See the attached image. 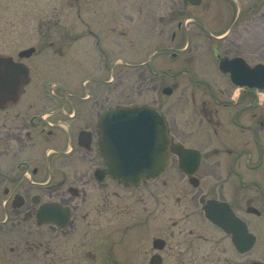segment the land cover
Returning a JSON list of instances; mask_svg holds the SVG:
<instances>
[{
  "label": "flooded vegetation",
  "instance_id": "obj_1",
  "mask_svg": "<svg viewBox=\"0 0 264 264\" xmlns=\"http://www.w3.org/2000/svg\"><path fill=\"white\" fill-rule=\"evenodd\" d=\"M72 1L75 26L72 41L79 39L76 31L78 20L85 22V26L90 28L88 35L92 37L99 53V68L112 77L117 66L129 67L122 59L121 49L118 48L115 57L105 42L109 39L93 30L94 23L91 22L92 26L90 22L81 19L82 14L77 5L79 0ZM101 1H96L94 14L100 18L105 16L107 20L110 17L113 19L110 23L113 26L109 28L116 33L117 45L120 46L119 39L124 35L120 22L114 21L113 14L98 8ZM111 1L118 7L120 17L124 18V0ZM248 1L251 0H243L242 4L239 0H200L199 4L194 5L191 0H166L167 14L159 20L166 29L185 31L193 27L207 30L209 25L196 17L195 13L203 5L209 6L213 2L217 6L216 24L227 22L226 18H222L223 12L232 15V21L228 31L210 35L209 38L221 41L229 31H234L233 39L229 41L231 47L226 46L223 55L215 50L218 64L223 57L241 58L252 69L257 63L264 64V59L256 60L255 63L258 53L254 51L253 36L254 25L264 35V11L255 17L252 1L249 4ZM34 2L39 4L40 0L25 2L27 13L32 8L29 5ZM83 5L88 6V3ZM256 5L264 6V0H258ZM34 9L41 10L40 7ZM43 12L46 15L39 22L38 45L56 50L60 44L58 38L61 32H54L57 37H52L51 30L56 31L60 27L59 8L54 5L49 10L44 8ZM152 20L156 25V18L153 17ZM99 28L98 26L97 30ZM175 39L176 33L173 31L171 40ZM257 44L264 47V39ZM30 48L33 52L25 54L24 58L19 56L20 51L17 57L8 55L14 62L25 65L29 76L33 72V66L27 61L43 53L37 46ZM171 55L175 58L177 53L172 52ZM13 72L17 73L18 70L13 69ZM138 73L141 75L142 71L138 70ZM220 74L226 77L228 87L222 89L217 85L215 89L208 88L214 109L208 107L206 101L201 104L197 129L200 136L198 148L181 139L179 129L174 127L173 122L165 119L170 136L168 164L159 176L127 184L109 176L98 181L95 179L97 168L92 173H79L72 166L70 172L62 169L57 171L53 184L55 189L65 187L69 193L71 188H77L79 194L78 186L82 188L92 180L93 188L101 191L99 199L91 197L88 200V212L80 215L84 222H79V230H75L77 225L73 214L79 205L68 203L70 200L64 193L60 194L57 202L71 208L67 225L65 228L43 226L58 232L62 241L70 233L73 242L78 238L79 243L71 249L60 246L56 253L58 264H264V99L261 101L264 89L250 86L256 81L253 71L248 69L244 75L238 74L233 78L229 73ZM29 76L22 79L23 86L28 85ZM13 82L9 86L0 87V121L5 130L4 133L0 132V145L10 147V143H17L23 148L25 142L32 137L30 129L38 134L45 133V122L43 115L38 113L31 117L27 113H17L9 120V110L17 105L23 93V86L15 91ZM204 83L208 85L206 81ZM37 117L40 119L34 122ZM188 126L189 124H185V129ZM52 132V129L46 131L47 135H52ZM185 132L192 135L194 129ZM178 144L197 150V165L193 164L194 151L185 159V164H179V156L173 152ZM74 152L73 148H66L54 153H60L63 158H72ZM210 157L213 158V163L204 164ZM48 164L47 167L50 166ZM21 168L28 169L29 164L19 162L18 169ZM30 172L32 175L39 173L37 167H33ZM49 175H52L51 172ZM30 183L31 187L43 189L49 186L50 179L47 177L44 181ZM211 213L217 220H222L224 226L210 219L208 215ZM238 222L244 232L235 243L233 234L226 229L237 226ZM116 246L118 250L115 249ZM45 253H48V249H45Z\"/></svg>",
  "mask_w": 264,
  "mask_h": 264
},
{
  "label": "rangeland",
  "instance_id": "obj_2",
  "mask_svg": "<svg viewBox=\"0 0 264 264\" xmlns=\"http://www.w3.org/2000/svg\"><path fill=\"white\" fill-rule=\"evenodd\" d=\"M96 1H78L81 19L94 23L95 29H92L109 39L105 42L114 52L112 54L116 57L118 48L121 49L123 61L130 65L117 66L112 77L99 68V53L94 47L92 37L88 35L90 28L85 26V22L78 20L76 31L79 39L72 41V33L75 31L72 0H40L39 4L34 2L29 5L32 8L28 13V8H25L27 0H0V54L17 57L19 51L35 46L43 52L27 61L33 66V72L17 105L9 110V120L17 113H27L31 117L34 113L47 115L59 108L74 110L76 113L74 119H66L68 132L43 124L45 133L38 134L30 129L32 137L25 142L23 148L17 143H10V147L0 145V264H58L56 253L59 247L71 249L79 243L78 238L73 242L70 233L66 235L68 238L62 241L59 233L51 227L37 226L35 212L38 206L31 199L34 195H39L41 202L58 201L60 194L64 193L70 200L68 203L79 205L73 214L76 217L75 230L80 229L79 222H84L80 215L88 212V200L91 197L99 199L101 191L93 188L94 181L91 180L82 188L78 186L80 194L75 198L65 187L55 189L53 184L59 169L70 172L72 166V169L75 168L79 173H92L94 168L101 166L95 139L90 151L76 145L75 140L76 134L81 130H91L95 135V121L102 110L133 103L150 105L174 123V127L182 133L181 139L198 148L200 136L197 129L201 104L206 101L207 106L214 109L208 88L215 89L217 85L222 89L228 87L226 77L218 70L215 50L223 55L225 47H231L229 41L233 39L234 31H229L217 42L209 38V33L218 35L228 31L232 15L223 12L222 18H226L227 22L216 24L217 6L213 2L209 6L203 5L195 13L196 17L209 25V29L192 27L178 31L175 28H163L160 24V17L167 14L166 0H124V18L120 17L118 7L113 5V1L102 0L97 5L98 8L113 14L114 21L120 22L119 26L124 32L119 39L121 45L118 46V37L109 28L113 26L110 24L113 19L110 17L107 20L105 16L100 18L94 14ZM251 1L256 17L264 11V6H257L258 0ZM251 1H248V4ZM239 2L242 4L243 0ZM83 3H88V6ZM54 5L59 8L60 27L56 31L51 30V36L57 37L54 32H61L58 38L60 44L56 50L53 47L40 46L37 42L39 22L46 15L43 9L49 10V7ZM35 7H40L41 10H35ZM49 15L52 16L50 12ZM153 17L156 18V25L152 22ZM173 31L176 33L174 41L171 40ZM253 36L254 51L258 53L255 56L256 63V60L264 59V47L257 44L264 39V35L258 31L256 25L253 28ZM172 52L177 53L175 58L172 57ZM138 70L142 71L141 75ZM50 83H55L61 88L55 91L57 98L49 94ZM165 87L172 88L170 95L162 93ZM64 93L71 94L72 97L68 96L69 101L63 99L66 96ZM86 94L88 99L84 100L83 96ZM262 99L263 93L261 101ZM58 118L60 117L54 114L48 120L55 121ZM39 119L35 118L34 122ZM9 120L8 124L11 123ZM185 124H189L186 129ZM49 129L53 130L52 135H47L46 131ZM193 129L192 135L186 134L185 131ZM0 132H5L2 121ZM68 146L75 150L72 158H63L60 153H54L65 150ZM48 149L52 150L47 156ZM6 150H9V153H6ZM19 162H27L29 168L18 169ZM208 163H213L212 157L204 164ZM47 164L50 166L47 167ZM33 167H37V175L31 174ZM49 169L52 175H48ZM44 171L46 174L40 173ZM48 176L52 178L47 188L31 187V181H44ZM14 195L22 197V206H19V201L14 200ZM99 222L102 225V221ZM66 240H69L68 243ZM45 249H48V253H45ZM115 249L118 250L117 246Z\"/></svg>",
  "mask_w": 264,
  "mask_h": 264
},
{
  "label": "water",
  "instance_id": "obj_3",
  "mask_svg": "<svg viewBox=\"0 0 264 264\" xmlns=\"http://www.w3.org/2000/svg\"><path fill=\"white\" fill-rule=\"evenodd\" d=\"M191 2L197 5L200 0H191ZM30 53L32 49L20 53V56ZM219 67L222 72H228L232 77L238 74L244 75L246 69H249L241 59L237 58H223ZM13 69H17L18 72L14 73ZM252 70L256 82L250 86L264 89V65L257 64ZM27 74V69L21 64L13 63L9 57L0 56V87L9 86L14 81L15 91L19 90L22 77H26ZM171 92L172 89L169 87L163 89L164 94ZM96 130L99 153L104 161V169L96 173L98 180L101 179L100 176L109 175L122 182L137 183L158 175L165 168L169 136L163 118L152 107L131 105L106 109L97 118ZM91 141V132L79 133V145L89 148ZM173 152L179 155L180 164L183 165L193 150L177 145ZM197 162L198 157L193 164L196 165ZM72 193L76 194V191ZM39 200V197L35 196L33 203L38 204ZM69 216L70 209L56 202L42 203L36 212L38 225L53 224L61 228L67 225ZM208 216L217 224L224 226L222 220H217L213 213ZM226 230L233 234L235 243L244 232L240 222L237 226Z\"/></svg>",
  "mask_w": 264,
  "mask_h": 264
}]
</instances>
